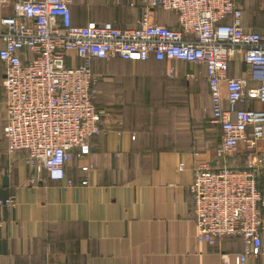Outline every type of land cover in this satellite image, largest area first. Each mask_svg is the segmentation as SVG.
<instances>
[{
  "label": "crops",
  "instance_id": "obj_1",
  "mask_svg": "<svg viewBox=\"0 0 264 264\" xmlns=\"http://www.w3.org/2000/svg\"><path fill=\"white\" fill-rule=\"evenodd\" d=\"M239 2L245 26L264 33V0ZM71 8L76 25L112 23L119 29L136 27L144 12L141 0H73ZM12 13L0 4V20ZM152 21L178 26L176 15L162 9L153 11ZM173 64L175 78L169 77L171 63L154 57L95 61L102 130L91 141V153L67 166L66 179L51 181L33 171L25 151L7 152L0 61V199L17 201L0 214V264H237L241 238L215 245L197 238L190 192L194 152L215 163L221 129L210 121L204 69ZM187 72L197 78L187 79ZM229 75L257 86L242 57L230 63ZM250 103L264 111V103ZM240 146L231 164L242 167L246 145ZM259 146L264 152V140ZM68 178L76 184L68 186ZM85 179L89 185L81 184ZM260 180L264 189V174ZM244 264H264V256Z\"/></svg>",
  "mask_w": 264,
  "mask_h": 264
},
{
  "label": "built area",
  "instance_id": "obj_2",
  "mask_svg": "<svg viewBox=\"0 0 264 264\" xmlns=\"http://www.w3.org/2000/svg\"><path fill=\"white\" fill-rule=\"evenodd\" d=\"M72 3L0 0L13 8L0 20L7 152L25 151L33 171L45 172L51 181L66 179L67 166L91 153V141L102 130L95 61L146 62L154 57L171 63L170 78L176 77V61L203 68L212 96L210 121L221 129V143L215 163L194 152L190 192L197 238L209 245L241 238L244 250L237 264L263 257L264 152L259 143L264 140V111L250 101L264 103V33L245 26L239 0H141L144 12L136 27L120 29L112 23L74 24ZM157 9L175 14L178 26L153 22ZM238 57L256 87L245 78L230 77V63ZM185 77L196 79L197 73ZM242 142L245 162L239 167L231 161ZM75 184L67 179L68 186ZM81 184L89 185V180ZM16 206L14 196L0 199V214Z\"/></svg>",
  "mask_w": 264,
  "mask_h": 264
}]
</instances>
